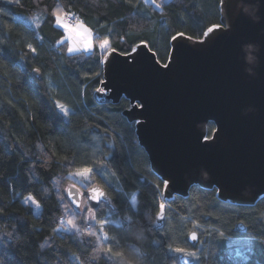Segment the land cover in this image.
I'll list each match as a JSON object with an SVG mask.
<instances>
[{"label": "trees", "instance_id": "1", "mask_svg": "<svg viewBox=\"0 0 264 264\" xmlns=\"http://www.w3.org/2000/svg\"><path fill=\"white\" fill-rule=\"evenodd\" d=\"M220 2L0 0V264H180L176 248L195 264H264V198L242 207L195 186L167 205L159 227L164 186L122 113L130 102L93 97L103 79L100 41L122 53L145 42L165 63L175 35L201 38L219 24ZM53 13L85 24L93 51L71 53ZM85 168L93 180L78 186L77 209L66 189ZM95 184L112 206L90 208L87 189ZM28 195L39 215L22 202ZM194 230L198 245L187 239Z\"/></svg>", "mask_w": 264, "mask_h": 264}, {"label": "water", "instance_id": "2", "mask_svg": "<svg viewBox=\"0 0 264 264\" xmlns=\"http://www.w3.org/2000/svg\"><path fill=\"white\" fill-rule=\"evenodd\" d=\"M220 1L221 18L213 32L201 38L175 35L165 63L145 42L128 53L109 49L102 59L98 88L105 90L94 91L95 102H130L122 113L135 124L154 175L169 182L162 190L165 207L156 217L159 227L167 205L178 196L189 198L195 186L242 207L264 198V0ZM32 74L42 80L39 70ZM210 122L215 124L211 136ZM66 190L80 209L82 190L73 185ZM87 190L92 210L112 206L99 184ZM93 190L102 193L99 199H92ZM187 239L200 243L196 230ZM177 259L197 262L182 252Z\"/></svg>", "mask_w": 264, "mask_h": 264}, {"label": "rangeland", "instance_id": "3", "mask_svg": "<svg viewBox=\"0 0 264 264\" xmlns=\"http://www.w3.org/2000/svg\"><path fill=\"white\" fill-rule=\"evenodd\" d=\"M143 1H144L145 5H148V3L155 4V5H157V7L160 5V4H156V0H143ZM23 20H25V19H23ZM62 23L63 24H67V25H69L70 27H72L74 29L73 31L67 30L66 28L61 26V22L59 20V25L62 28H64L65 31H66L64 40H67L69 42V45H70L69 51L71 53L85 52V51L86 52H92L93 51L94 45H95V39H94V36H93L92 32L90 31V29L87 28V26L85 24L79 23L77 25L71 26L67 22V20L63 19V18H62ZM85 36H89L90 37V39L92 41V47L85 48V46H84V38H85ZM101 42L102 41H100L99 44ZM103 42H104V44H102L101 46L98 45V47H99V50L101 51V53L105 54L108 51V49L110 47V44L107 45L106 49H103V47L106 46V44H107V40L103 41ZM73 47H74L75 50H73ZM71 177H73L74 180H77V182H79L78 184H71V185H75L77 187L78 186L79 187H84L86 185H89L92 182V180H93L92 176H90V173H87L85 176H77V175H75V173H72ZM22 202L24 204H26V205H28V204L31 205L33 207L34 213H36V215H39V212L41 210V205H40V203H38L34 199L33 196L28 195V197H25V198L22 199Z\"/></svg>", "mask_w": 264, "mask_h": 264}, {"label": "snow or ice", "instance_id": "4", "mask_svg": "<svg viewBox=\"0 0 264 264\" xmlns=\"http://www.w3.org/2000/svg\"><path fill=\"white\" fill-rule=\"evenodd\" d=\"M10 2H18V0H10ZM53 16H54L56 19H57V17L60 18V22H61V26H62V27L66 28V29L69 30V31H73V30H74V29H73L72 27H70L69 25H67V24H63V23H62V17H61V15H60L59 13H53ZM212 32H213V27H209V28L207 29V31L204 32V35H205V36H208V34H209V33H212ZM178 36L183 37V33H179ZM189 38H190V37H189ZM176 39H177V37L174 36V37H173V40H176ZM102 44H104L103 41L99 44V46H101ZM108 44H109V41H107V44H106V46L103 47V49H106ZM84 46H85V48H90V47H92V41H91V39H90L89 36H85V38H84ZM73 50H75L74 47H73ZM149 51H150V49H149ZM104 90H105L104 88H97V89H96L97 92H103ZM60 107H61L62 109L64 108L63 105H60ZM91 171H92L91 169H89V168H85V169H83V171H78V172H76L75 175H77V176H85L87 173H89V172H91ZM162 183L164 184V187H165L166 189L169 187V182H168V181L165 180V181H163ZM73 187H75V185H73ZM101 195H102L101 192L93 190L92 199H93V200H97V199H99V197H100ZM159 207H160L161 210H163L165 206H164V204H160ZM67 223H68L69 225H72L73 228H75V224H74L73 220L69 219V220L67 221ZM100 223L103 224L104 222L101 221ZM191 239H192L193 241H195V240L197 239V236H196L195 234H193V235L191 236ZM109 251H111V249H109ZM175 251L178 252V253H181V252L184 251V249H183V248H176ZM117 255H118V254H117Z\"/></svg>", "mask_w": 264, "mask_h": 264}, {"label": "built area", "instance_id": "5", "mask_svg": "<svg viewBox=\"0 0 264 264\" xmlns=\"http://www.w3.org/2000/svg\"><path fill=\"white\" fill-rule=\"evenodd\" d=\"M65 19H67L68 23L73 26V25H77L79 22H77L76 19H71L70 17L68 16H65Z\"/></svg>", "mask_w": 264, "mask_h": 264}]
</instances>
